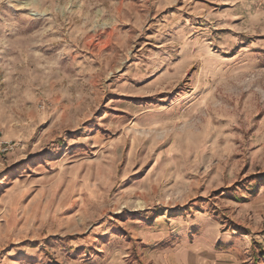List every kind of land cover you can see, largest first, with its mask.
<instances>
[{
    "label": "rangeland",
    "instance_id": "rangeland-1",
    "mask_svg": "<svg viewBox=\"0 0 264 264\" xmlns=\"http://www.w3.org/2000/svg\"><path fill=\"white\" fill-rule=\"evenodd\" d=\"M220 256L264 264V0H0V264Z\"/></svg>",
    "mask_w": 264,
    "mask_h": 264
},
{
    "label": "crops",
    "instance_id": "crops-1",
    "mask_svg": "<svg viewBox=\"0 0 264 264\" xmlns=\"http://www.w3.org/2000/svg\"><path fill=\"white\" fill-rule=\"evenodd\" d=\"M204 258H206V257H204ZM226 258H225V256H220V257H218V260L217 259H214V260H212V261H210L209 260V257H207V264H233L232 262H230V261H227V260H225Z\"/></svg>",
    "mask_w": 264,
    "mask_h": 264
}]
</instances>
